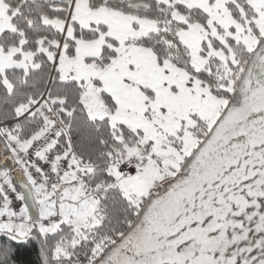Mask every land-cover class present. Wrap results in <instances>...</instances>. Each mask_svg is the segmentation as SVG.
Wrapping results in <instances>:
<instances>
[{"label":"snow or ice","instance_id":"1","mask_svg":"<svg viewBox=\"0 0 264 264\" xmlns=\"http://www.w3.org/2000/svg\"><path fill=\"white\" fill-rule=\"evenodd\" d=\"M0 264H264V0H0Z\"/></svg>","mask_w":264,"mask_h":264},{"label":"trees","instance_id":"2","mask_svg":"<svg viewBox=\"0 0 264 264\" xmlns=\"http://www.w3.org/2000/svg\"><path fill=\"white\" fill-rule=\"evenodd\" d=\"M19 190V189H18ZM39 241H36L29 249V252L27 253L28 257L31 260H37L38 258V252H39Z\"/></svg>","mask_w":264,"mask_h":264},{"label":"built area","instance_id":"3","mask_svg":"<svg viewBox=\"0 0 264 264\" xmlns=\"http://www.w3.org/2000/svg\"><path fill=\"white\" fill-rule=\"evenodd\" d=\"M13 198H14V194H13ZM17 206H20V202L16 201Z\"/></svg>","mask_w":264,"mask_h":264},{"label":"water","instance_id":"4","mask_svg":"<svg viewBox=\"0 0 264 264\" xmlns=\"http://www.w3.org/2000/svg\"><path fill=\"white\" fill-rule=\"evenodd\" d=\"M18 189H19V186H18Z\"/></svg>","mask_w":264,"mask_h":264}]
</instances>
